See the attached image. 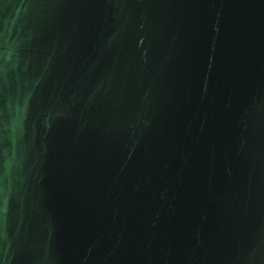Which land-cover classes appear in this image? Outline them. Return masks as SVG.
Wrapping results in <instances>:
<instances>
[{
	"label": "water",
	"instance_id": "1",
	"mask_svg": "<svg viewBox=\"0 0 264 264\" xmlns=\"http://www.w3.org/2000/svg\"><path fill=\"white\" fill-rule=\"evenodd\" d=\"M0 264H264V0H0Z\"/></svg>",
	"mask_w": 264,
	"mask_h": 264
}]
</instances>
